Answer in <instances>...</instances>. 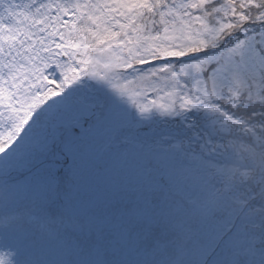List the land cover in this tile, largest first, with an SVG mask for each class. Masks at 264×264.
Listing matches in <instances>:
<instances>
[{
	"label": "snow or ice",
	"instance_id": "snow-or-ice-1",
	"mask_svg": "<svg viewBox=\"0 0 264 264\" xmlns=\"http://www.w3.org/2000/svg\"><path fill=\"white\" fill-rule=\"evenodd\" d=\"M194 115L232 138H155ZM244 138L264 141V0H0V264H264Z\"/></svg>",
	"mask_w": 264,
	"mask_h": 264
},
{
	"label": "rangeland",
	"instance_id": "rangeland-1",
	"mask_svg": "<svg viewBox=\"0 0 264 264\" xmlns=\"http://www.w3.org/2000/svg\"><path fill=\"white\" fill-rule=\"evenodd\" d=\"M206 120L200 115H194L189 117L187 120L183 119H156L152 122V128L154 129V136L157 139H162L165 143H176L182 144V149L188 155L200 154L202 151H207L213 147V144L220 140L221 133H218L217 139L213 138L210 128H205ZM192 125V126H190ZM232 137H226L224 140H220L221 143L226 142L227 139ZM209 139L213 140V144H208ZM245 139V138H244ZM250 138L237 139L234 146L230 149L233 153V162L240 168L241 171H247L253 175H260L264 172V141L256 142V146L250 147L247 143ZM246 157L250 160L249 164L240 166L237 165V160L243 161ZM153 233L157 234L156 239H164L162 230L156 229ZM141 233V237H142ZM170 238V237H169ZM4 253L9 254V259H12L11 249L6 245Z\"/></svg>",
	"mask_w": 264,
	"mask_h": 264
},
{
	"label": "bare ground",
	"instance_id": "bare-ground-1",
	"mask_svg": "<svg viewBox=\"0 0 264 264\" xmlns=\"http://www.w3.org/2000/svg\"><path fill=\"white\" fill-rule=\"evenodd\" d=\"M160 230H162V229H160ZM155 231H157V230H155ZM157 234L159 235L158 232L157 233H153V235L147 241H144L142 239V243H145V244H147L150 247L151 244L154 242L155 236L157 237ZM0 236L5 237V240L4 241H0V254H3V251H5V249H6V245H8V243H7V234L4 232V234H2Z\"/></svg>",
	"mask_w": 264,
	"mask_h": 264
}]
</instances>
